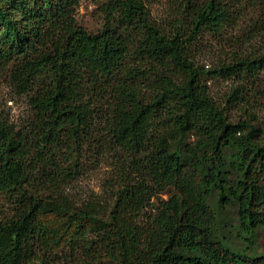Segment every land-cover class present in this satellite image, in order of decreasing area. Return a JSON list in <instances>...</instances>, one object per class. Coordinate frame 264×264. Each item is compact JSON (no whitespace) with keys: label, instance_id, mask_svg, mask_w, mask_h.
<instances>
[{"label":"trees","instance_id":"obj_1","mask_svg":"<svg viewBox=\"0 0 264 264\" xmlns=\"http://www.w3.org/2000/svg\"><path fill=\"white\" fill-rule=\"evenodd\" d=\"M79 1L0 0V70L28 110L0 117V264H264V140L249 118L264 0H159V19L146 0H108L95 33ZM205 37L220 46L206 71ZM216 76L248 120H226ZM100 164L104 197L76 201L69 187Z\"/></svg>","mask_w":264,"mask_h":264},{"label":"rangeland","instance_id":"obj_2","mask_svg":"<svg viewBox=\"0 0 264 264\" xmlns=\"http://www.w3.org/2000/svg\"><path fill=\"white\" fill-rule=\"evenodd\" d=\"M108 0H80L75 11L77 23L85 28L88 32L95 33L101 27V19L99 8ZM146 4L150 7L154 18L159 19L164 14L163 6L159 4V0H146ZM264 38L257 40L253 46L259 47L263 52ZM220 46H218L210 37H205L197 49L193 51V57L197 66L202 67L204 71L213 69L220 59ZM206 85L209 94L214 103L223 109L226 120L229 123H237L246 121L251 118V122L257 127L259 139L264 140V70L258 77L251 82V117L247 118V114L239 110V105H232L231 102H226L227 97L234 87L233 80L224 77L216 76L208 79ZM28 115L25 100L23 97L17 96L11 89L6 71L0 70V117L7 118L9 121L19 123ZM194 137H190L193 141ZM110 168L106 164H100L96 168H91L86 171L77 181H75L70 189V194L76 201H83L89 198H103L105 177L108 175ZM171 193L167 191L160 194L159 197L167 199ZM230 214L233 213L230 211ZM256 249L258 252L264 251V235L260 231L258 233ZM50 264H74L69 260L57 259Z\"/></svg>","mask_w":264,"mask_h":264}]
</instances>
